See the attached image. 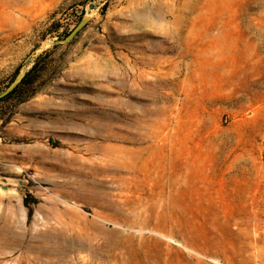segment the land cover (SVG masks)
Here are the masks:
<instances>
[{
	"label": "rangeland",
	"instance_id": "rangeland-1",
	"mask_svg": "<svg viewBox=\"0 0 264 264\" xmlns=\"http://www.w3.org/2000/svg\"><path fill=\"white\" fill-rule=\"evenodd\" d=\"M0 264H264V0H0Z\"/></svg>",
	"mask_w": 264,
	"mask_h": 264
},
{
	"label": "trees",
	"instance_id": "trees-1",
	"mask_svg": "<svg viewBox=\"0 0 264 264\" xmlns=\"http://www.w3.org/2000/svg\"><path fill=\"white\" fill-rule=\"evenodd\" d=\"M37 64L34 63V65L22 76L20 81L14 86L12 90H10L5 96L0 97V100H5L8 97L12 96L13 94L19 92L20 90L23 89L26 85H30L35 81L37 78Z\"/></svg>",
	"mask_w": 264,
	"mask_h": 264
},
{
	"label": "water",
	"instance_id": "water-1",
	"mask_svg": "<svg viewBox=\"0 0 264 264\" xmlns=\"http://www.w3.org/2000/svg\"><path fill=\"white\" fill-rule=\"evenodd\" d=\"M6 93H8V91Z\"/></svg>",
	"mask_w": 264,
	"mask_h": 264
}]
</instances>
